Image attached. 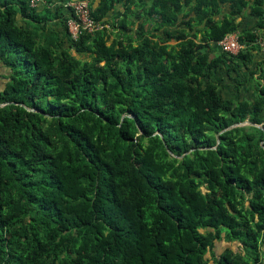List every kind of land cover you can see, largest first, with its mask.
I'll use <instances>...</instances> for the list:
<instances>
[{"label": "trees", "instance_id": "16d2710c", "mask_svg": "<svg viewBox=\"0 0 264 264\" xmlns=\"http://www.w3.org/2000/svg\"><path fill=\"white\" fill-rule=\"evenodd\" d=\"M36 1L0 0V264H264V0H100L75 41Z\"/></svg>", "mask_w": 264, "mask_h": 264}, {"label": "built area", "instance_id": "2783aa9c", "mask_svg": "<svg viewBox=\"0 0 264 264\" xmlns=\"http://www.w3.org/2000/svg\"><path fill=\"white\" fill-rule=\"evenodd\" d=\"M36 2V0H30V6H35ZM65 6L71 9L72 15L66 20V32L70 40L75 41L83 35H91L105 28V25L91 17L89 0H74ZM256 43L260 51L264 53V37L258 38ZM216 45L221 51L231 55L243 49L235 32L224 36Z\"/></svg>", "mask_w": 264, "mask_h": 264}, {"label": "crops", "instance_id": "0c3cea01", "mask_svg": "<svg viewBox=\"0 0 264 264\" xmlns=\"http://www.w3.org/2000/svg\"><path fill=\"white\" fill-rule=\"evenodd\" d=\"M99 1L100 0H89V5L92 8H95L98 5ZM129 9H130V11H134V9H135L134 8V5H130L129 6ZM114 10L116 11V13L122 15L123 12H124V7L122 5H117V6H115ZM136 10L137 11L138 10L141 11V8H137ZM223 11L224 12H228L227 6L224 7ZM113 13L112 12H108L107 17H111ZM237 21L239 22V29L240 30L255 31L256 18L253 17V16H251L248 11H244V15L241 18L237 19ZM145 27H147V25ZM105 29L108 32H112V33L114 32V30L113 29H110L108 27V25H105ZM259 34L264 37V29H262ZM111 38L112 37L110 36V39ZM257 57L263 58L264 57V54H262V53L260 54L259 53V54H257ZM258 60L259 59L257 58L256 61H258ZM2 71H3V69H2V67L0 65V72H2Z\"/></svg>", "mask_w": 264, "mask_h": 264}, {"label": "rangeland", "instance_id": "374dc122", "mask_svg": "<svg viewBox=\"0 0 264 264\" xmlns=\"http://www.w3.org/2000/svg\"><path fill=\"white\" fill-rule=\"evenodd\" d=\"M232 246V245H231ZM264 246V245H261V247Z\"/></svg>", "mask_w": 264, "mask_h": 264}]
</instances>
